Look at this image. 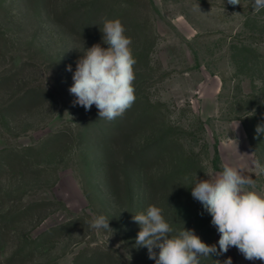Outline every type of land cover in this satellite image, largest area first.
<instances>
[{
	"label": "rangeland",
	"instance_id": "1",
	"mask_svg": "<svg viewBox=\"0 0 264 264\" xmlns=\"http://www.w3.org/2000/svg\"><path fill=\"white\" fill-rule=\"evenodd\" d=\"M70 1L88 0H0V264H73L80 254L100 250L127 264H155L146 247L136 246L140 227L133 215L154 205L169 222L166 197L148 194L143 175L118 167L140 140L110 144L113 121L99 119L95 105L86 111L74 104L69 89L76 61L94 44L107 45L61 25L60 9ZM240 3L107 0L104 13L120 11L132 40L136 100L129 109L134 117L149 109L152 138L170 126L184 153H197L204 143L198 179L219 173L224 163L242 166L256 180L253 190L264 195V174L252 163L264 165V140L251 132L250 144L234 120L239 100L264 78L261 64L236 67L230 59L231 44L264 55V32L251 22L258 20L253 0ZM32 91L40 98L19 103ZM107 163L114 167V193ZM99 215L110 219L113 231L90 227ZM211 220L210 240L218 244ZM223 256L232 264H264L246 260L235 247Z\"/></svg>",
	"mask_w": 264,
	"mask_h": 264
},
{
	"label": "clouds",
	"instance_id": "2",
	"mask_svg": "<svg viewBox=\"0 0 264 264\" xmlns=\"http://www.w3.org/2000/svg\"><path fill=\"white\" fill-rule=\"evenodd\" d=\"M227 3L241 5L240 0H227ZM253 9L256 12L264 9V0H253ZM125 31L119 19L105 20L102 42L107 48L94 44L76 61L73 85L69 89L76 97L74 104L86 111L95 105L99 119L113 121L121 117L136 100L134 65L137 61L130 47L132 40ZM67 70L72 71L71 66ZM255 132L257 137L264 134V123L258 124ZM252 163L264 174V165L259 160ZM206 175L207 179L196 176L190 187L191 195L211 215V223L219 233V247L206 244L185 226L173 235L174 229L165 220L162 209L154 205L133 215V221L140 227L136 246L146 247L148 258L155 264H200L201 257L222 255L230 247H235L246 260L264 261V195L253 190L256 180L242 166L228 163L222 164L219 173ZM109 220L99 215L89 224L93 229L113 231ZM215 262L220 264L219 260ZM224 264H232L231 258Z\"/></svg>",
	"mask_w": 264,
	"mask_h": 264
},
{
	"label": "trees",
	"instance_id": "3",
	"mask_svg": "<svg viewBox=\"0 0 264 264\" xmlns=\"http://www.w3.org/2000/svg\"><path fill=\"white\" fill-rule=\"evenodd\" d=\"M106 1L88 0L87 3L70 1L60 9L61 25L70 34L78 38H102L105 20L119 19L121 21L122 19L120 11H117L114 7L104 13ZM43 2L49 3L51 0H43ZM256 16L258 20L255 19L251 22L254 23L258 32H264V9L257 12ZM230 52V59L236 67H246L250 62L253 65L256 63L264 67V55L257 54L245 45L231 44ZM40 96V93L37 95L32 91L22 96L19 103L30 104L39 99ZM148 112L149 109L144 110L134 117L132 115L133 111L128 109L121 117L113 120L109 131L108 141L110 144L117 141H122L125 144L131 139L140 140L136 147H131L125 151L123 162L118 164V167L124 171L130 170L143 175L145 178L144 187L148 194L161 193L166 197L164 206H166L170 215L168 223L174 229L173 235L185 226L186 229L194 230L203 242L213 245L207 227L212 217L198 201L193 199L190 188L193 186L196 176L202 174L205 170L199 157H203L204 160L207 159L206 145L202 143L197 153L192 151L184 153L182 146H178L177 142L172 139L176 129L170 126L164 130L165 132L158 139H153L151 136L152 130L149 127L150 123L148 124ZM238 112L240 115L234 120L241 122L243 130L250 144H252V134L257 136L256 126L264 123V78L261 80V86L258 89L252 85L250 94L239 100ZM199 130L202 131V126ZM258 137L264 140V134ZM179 149L182 151L180 154H178ZM26 151H32V149L28 148ZM106 168L109 191L114 193L116 191V182L113 176L114 167L112 164L107 163ZM215 170L219 171L217 164ZM125 189L127 191V201L132 206L131 190L128 185ZM199 226H201V230H198ZM216 245L218 248V244ZM215 260H219L220 264H224L227 259L223 254L201 257L200 264H216ZM73 264L127 263L123 262L120 257L114 256L111 251L100 250L88 256L80 254L75 258Z\"/></svg>",
	"mask_w": 264,
	"mask_h": 264
}]
</instances>
